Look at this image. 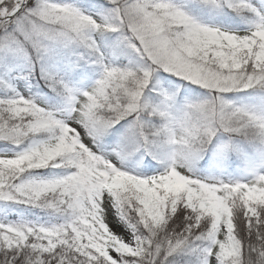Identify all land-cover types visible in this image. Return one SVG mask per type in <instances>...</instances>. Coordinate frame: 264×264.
I'll list each match as a JSON object with an SVG mask.
<instances>
[{
	"label": "snow or ice",
	"instance_id": "snow-or-ice-1",
	"mask_svg": "<svg viewBox=\"0 0 264 264\" xmlns=\"http://www.w3.org/2000/svg\"><path fill=\"white\" fill-rule=\"evenodd\" d=\"M0 264H264V0H0Z\"/></svg>",
	"mask_w": 264,
	"mask_h": 264
}]
</instances>
